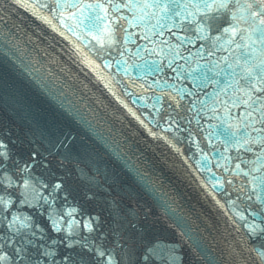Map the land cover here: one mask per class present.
Here are the masks:
<instances>
[{
    "label": "water",
    "instance_id": "obj_1",
    "mask_svg": "<svg viewBox=\"0 0 264 264\" xmlns=\"http://www.w3.org/2000/svg\"><path fill=\"white\" fill-rule=\"evenodd\" d=\"M262 16L0 0V264H264Z\"/></svg>",
    "mask_w": 264,
    "mask_h": 264
},
{
    "label": "snow or ice",
    "instance_id": "obj_2",
    "mask_svg": "<svg viewBox=\"0 0 264 264\" xmlns=\"http://www.w3.org/2000/svg\"><path fill=\"white\" fill-rule=\"evenodd\" d=\"M260 2L264 3V0H260ZM225 6H226V5L221 4V7H225ZM259 23H260V24H264V16L261 17Z\"/></svg>",
    "mask_w": 264,
    "mask_h": 264
}]
</instances>
